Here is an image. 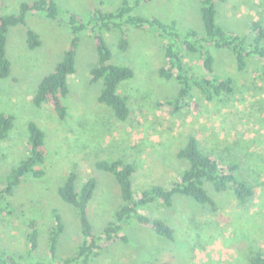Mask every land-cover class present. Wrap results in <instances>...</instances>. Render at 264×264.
I'll list each match as a JSON object with an SVG mask.
<instances>
[{"label":"rangeland","instance_id":"374dc122","mask_svg":"<svg viewBox=\"0 0 264 264\" xmlns=\"http://www.w3.org/2000/svg\"><path fill=\"white\" fill-rule=\"evenodd\" d=\"M35 0H1L4 14L18 13L22 2ZM60 7L58 20L43 11L30 13L27 24L11 27L7 53L12 75L0 78V113L14 116V127L6 140L0 141V182L27 157L28 124L36 122L45 132V175H28L15 189L11 202L16 212L0 217V246L17 260L26 255L27 219L37 220L41 227L39 252L26 260L38 264L48 258V242L53 227V209L63 216L65 230L61 235L53 264L73 255L82 241L77 210L65 202L58 189L71 171H76L77 190L90 177L97 189L89 204V215L96 233L115 219L123 204L120 188L113 174L96 167L98 160L122 159L136 166L134 192L153 185L170 187L188 166L177 156L191 134H195L207 153L223 161L233 157L243 176L254 186L253 199L240 204L232 191L218 193L207 183L209 194L218 210L185 195H175L171 207L151 203L143 211L165 220L175 230L174 240L159 236L151 228L133 221L124 228L129 241L116 240L90 261V264H251V248L264 251V65L252 58L246 69L237 68L230 50L211 47L216 73L232 76L236 90L229 96L207 101L197 89L199 111L183 107L172 112L169 100L180 88L176 78L159 74L166 65L164 40L151 26L129 28L130 47L119 48V33H105L112 61L129 66L135 75L121 82L119 93L127 98L130 115L120 120L114 110L98 100L104 85L91 83L90 70L98 63L96 42L90 31L81 34L77 54V71L70 75V93L65 100L68 115L61 119L52 106L38 107L34 96L41 80L63 59L72 36L68 12L85 22L96 8L114 11L123 0H55ZM134 4V0H130ZM217 22L252 38L250 24L264 23V0H227L217 5ZM133 14L176 22L180 31L195 29L202 35L200 0H150L135 7ZM27 27L38 32L42 43L31 49ZM184 54V62L193 73L206 74L198 54ZM24 212V213H22ZM19 213V216L17 215ZM22 215V216H21ZM28 221V222H29Z\"/></svg>","mask_w":264,"mask_h":264},{"label":"trees","instance_id":"16d2710c","mask_svg":"<svg viewBox=\"0 0 264 264\" xmlns=\"http://www.w3.org/2000/svg\"><path fill=\"white\" fill-rule=\"evenodd\" d=\"M150 0H123L121 7L114 11H104L96 8L88 22L82 20L74 13L68 12V22L72 28V36L63 59L55 69L46 75L39 83L34 96V103L38 107L50 105L61 119L68 115L65 103L70 93L69 77L77 71V54L81 44V34L90 31L96 42L98 63L90 70L91 83L103 82V89L98 100L110 106L118 119L127 120L130 107L127 98L119 93L121 82L131 79L135 73L129 66L116 64L112 61V52L105 38L106 32L118 31L121 50L130 47L129 28L135 26L143 28L153 27L164 40L166 65L159 70L160 76L166 79L176 78L180 84L178 93L169 100L172 112H178L183 107L193 110L201 109L194 90L197 89L207 101H214L221 96L234 94L236 90L235 79L232 76L221 77L217 74L215 57L211 47L230 50L235 55L238 70L242 71L249 65L254 57L264 65V23L255 19L250 24L253 35L239 33L232 29L222 27L218 22L217 5L227 0H200L202 21L205 34L195 29L182 32L176 22L165 23L158 18H147L133 14L135 7ZM0 0V78L12 75V62L7 53L8 35L11 27L27 24L30 13L43 11L53 20H58L60 7L55 0H35L22 2L18 13L4 14ZM27 42L31 49L39 47L42 43L40 35L31 27H27ZM198 54L203 63L206 74H196L184 62V54ZM14 127V116L0 113V141L6 140ZM29 153L19 166L12 169L7 177L0 182V217L12 215L16 212L11 202L15 189L24 178L32 175L42 178L45 175V132L34 121L28 124ZM177 156L187 160L188 166L181 171L180 176L168 187L153 185L141 192L139 196L134 192L133 175L136 166L122 159L98 160L96 167L113 174L120 188L123 204L116 211L115 219L111 221L101 233H96L89 215V204L97 189V180L90 177L77 190L78 174L71 171L64 183L59 187L60 197L74 206L81 222L82 241L78 250L71 256L61 258L60 264H90L93 258L102 254L112 242L121 240L128 242V235L124 228L133 221L151 228L159 236L174 240L175 230L165 220L154 215H147L143 208L151 203L159 202L164 207H171L175 195H185L203 205H209L213 211L218 210L217 201L209 194L207 183L212 184L218 193L232 191L240 204H248L254 197L255 190L252 183L240 172L241 165L233 157L223 161L212 153H207L201 146L195 134L189 136L187 144L178 150ZM53 227L48 242V258H43L38 264H53L57 259L56 252L59 239L65 230L62 214L57 208L53 210ZM24 213V212H22ZM19 216V213L17 214ZM22 216V215H21ZM27 219L26 238L29 250L26 255L17 260L8 255L0 246V264H26V260L39 252L41 227L37 220ZM249 261L251 264H264V251L251 248ZM158 264H170L162 262Z\"/></svg>","mask_w":264,"mask_h":264}]
</instances>
